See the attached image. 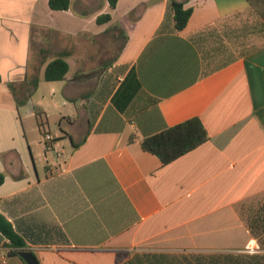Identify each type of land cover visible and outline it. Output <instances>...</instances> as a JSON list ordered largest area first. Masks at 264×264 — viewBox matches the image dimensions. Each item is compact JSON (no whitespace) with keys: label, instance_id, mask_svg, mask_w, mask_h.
Here are the masks:
<instances>
[{"label":"crops","instance_id":"0c3cea01","mask_svg":"<svg viewBox=\"0 0 264 264\" xmlns=\"http://www.w3.org/2000/svg\"><path fill=\"white\" fill-rule=\"evenodd\" d=\"M175 1L181 30L171 0H0V213L40 264H264V41L207 68L193 40L264 38V0ZM194 117L196 148L142 149Z\"/></svg>","mask_w":264,"mask_h":264},{"label":"trees","instance_id":"16d2710c","mask_svg":"<svg viewBox=\"0 0 264 264\" xmlns=\"http://www.w3.org/2000/svg\"><path fill=\"white\" fill-rule=\"evenodd\" d=\"M108 1L110 7L113 8L115 6L116 0ZM48 4L52 9H67L69 7L70 0H48ZM170 9L174 19V27L177 30L183 29L192 13V8L185 7L182 2L171 0ZM108 17L109 15L106 14L99 19ZM160 29L162 30L164 27H161ZM258 29L264 33V24L261 23ZM231 59H228L227 61L215 67L205 66L207 68H217L226 64ZM67 70L68 64L64 58V55H59L46 65L44 79L46 81L62 80L64 79ZM37 81L38 79L36 78L33 87L36 86ZM208 138L209 136L202 122L199 118L194 117L144 137L141 140V147L143 150L159 157L163 164H167L204 143L208 140ZM1 178L2 175L0 174V181ZM0 234L4 240L3 246L8 248L9 254H18L19 251L23 250L25 247V242L21 235L15 231L12 223H10L1 213ZM122 255L123 254L119 253L116 259H121ZM38 264H40L39 261Z\"/></svg>","mask_w":264,"mask_h":264},{"label":"rangeland","instance_id":"374dc122","mask_svg":"<svg viewBox=\"0 0 264 264\" xmlns=\"http://www.w3.org/2000/svg\"><path fill=\"white\" fill-rule=\"evenodd\" d=\"M251 33L253 31L248 27L235 26L219 28L216 33L200 35L193 40L198 46L203 64L215 67L228 59L245 54L252 47L264 41V38H254V34Z\"/></svg>","mask_w":264,"mask_h":264},{"label":"water","instance_id":"95a60500","mask_svg":"<svg viewBox=\"0 0 264 264\" xmlns=\"http://www.w3.org/2000/svg\"><path fill=\"white\" fill-rule=\"evenodd\" d=\"M27 264H38L37 258L34 253L29 249H23L18 253Z\"/></svg>","mask_w":264,"mask_h":264},{"label":"built area","instance_id":"2783aa9c","mask_svg":"<svg viewBox=\"0 0 264 264\" xmlns=\"http://www.w3.org/2000/svg\"><path fill=\"white\" fill-rule=\"evenodd\" d=\"M44 138L46 139V140H49V139H51V136H50V134H44Z\"/></svg>","mask_w":264,"mask_h":264}]
</instances>
